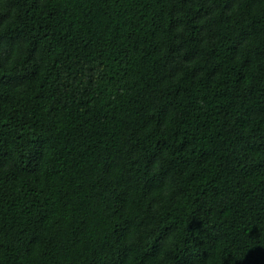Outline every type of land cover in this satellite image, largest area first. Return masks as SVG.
Returning <instances> with one entry per match:
<instances>
[{
  "label": "trees",
  "instance_id": "obj_1",
  "mask_svg": "<svg viewBox=\"0 0 264 264\" xmlns=\"http://www.w3.org/2000/svg\"><path fill=\"white\" fill-rule=\"evenodd\" d=\"M0 264H264V0H0Z\"/></svg>",
  "mask_w": 264,
  "mask_h": 264
}]
</instances>
